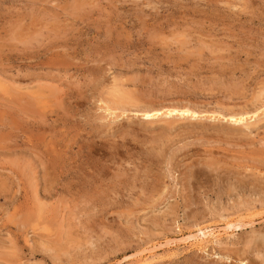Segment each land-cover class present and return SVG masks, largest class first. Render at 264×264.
<instances>
[{"label":"rangeland","instance_id":"rangeland-1","mask_svg":"<svg viewBox=\"0 0 264 264\" xmlns=\"http://www.w3.org/2000/svg\"><path fill=\"white\" fill-rule=\"evenodd\" d=\"M263 87L264 0H0V264H264Z\"/></svg>","mask_w":264,"mask_h":264},{"label":"bare ground","instance_id":"bare-ground-1","mask_svg":"<svg viewBox=\"0 0 264 264\" xmlns=\"http://www.w3.org/2000/svg\"><path fill=\"white\" fill-rule=\"evenodd\" d=\"M264 88V87H263ZM115 89H117V88H115ZM116 91V90H115ZM114 91V92H115ZM263 91V90H262ZM117 92H118V90H117ZM123 93H124V91H123ZM127 93V92H126ZM262 93V92H261ZM112 94H113V92H112ZM263 94V93H262ZM262 94H260L261 96H262ZM50 95V94H49ZM125 95V94H124ZM123 95V96H124ZM127 96V95H126ZM114 97V96H113ZM64 98V97H63ZM127 98V97H126ZM128 98H130V97H128ZM113 99V98H112ZM134 99V98H133ZM133 99H130L131 100V103H132V101H133ZM100 100V99H99ZM116 100V99H115ZM130 100H129V102H130ZM135 100V99H134ZM263 100V99H262ZM102 101V100H101ZM112 101V100H111ZM125 101H128V100H125ZM259 101V100H258ZM109 102V101H108ZM107 102V103H108ZM135 102V101H134ZM261 102V101H260ZM101 103V102H100ZM177 103V102H176ZM114 104V103H113ZM121 104V103H120ZM125 104V103H124ZM165 104H167V103H165ZM184 104V103H183ZM104 105V104H103ZM134 105V104H133ZM160 105V104H159ZM31 106V105H30ZM111 106V105H110ZM115 106V105H114ZM118 106H120V105H118ZM117 105H116V110H118L117 109V107H118ZM123 107H124V111L126 110L125 109V106L124 105H122ZM131 107H132V105H130ZM156 106V105H155ZM182 106V105H181ZM185 107H177L176 105L173 107H170L169 106V108H164V109H162L163 107H165V106H162V108L161 109H155V108H153V109H149V110H146L145 112L144 111H142V110H140V111H142V112H144L143 114H142V116L145 118V119H147V120H152L153 121V119H158L159 117H161V116H165V118L166 117H172V116H174V115H179V116H181V117H186V116H195L196 114H195V112H193V111H191L188 107H186V105H184ZM121 107V106H120ZM134 107H136V105L134 106ZM159 107V106H158ZM236 108V107H235ZM242 108H244V110H245V107H242ZM105 109H107L106 107H105ZM121 109V108H120ZM128 109H129V105H128ZM141 109V108H140ZM142 109H145V108H142ZM147 109V108H146ZM229 109H231V108H229ZM248 109V108H247ZM107 110H111L110 108H108ZM219 110H221V109H219ZM231 110H233V109H231ZM239 110V109H238ZM123 111V110H122ZM123 111V112H124ZM136 111V110H135ZM234 111L236 112V110L234 109ZM240 111V110H239ZM251 113H252V110L250 109L249 110ZM257 111H258V108H257ZM262 111V110H261ZM108 112V111H107ZM128 112H130V110L128 111ZM213 112H215V111H213ZM227 112V111H226ZM235 112H232L231 113V111L229 110V113L227 114L228 115V117H224V118H227V120L228 121H230V122H232V123H234V125L235 124H240V123H242V122H244V121H246L247 122V118L249 117V112L247 113V112H241V113H235ZM253 112H255L254 110H253ZM109 113H111V112H109ZM127 113V112H126ZM132 113V112H131ZM136 113H137V111H136ZM200 113V112H199ZM216 113V112H215ZM114 114V113H113ZM213 114V113H212ZM223 114V113H222ZM225 114V113H224ZM223 114V115H224ZM255 114H256V112H255ZM214 115V114H213ZM217 115H220L219 113L217 114ZM121 116V115H120ZM119 117V116H118ZM219 117V116H218ZM176 118V117H175ZM179 118V117H178ZM195 118V117H194ZM209 118V117H208ZM249 118H251V117H249ZM258 118H260V117H258ZM217 119V118H216ZM221 119H222V117H221ZM261 119V118H260ZM255 121L257 120L256 119V117H255V119H254ZM264 120V119H263ZM226 121V120H225ZM249 122H251L250 120H249ZM248 122V123H249ZM167 123V122H166ZM255 124H256V122H254ZM249 124H253V123H249ZM167 125H169V124H167ZM236 125V126H237ZM243 126V125H242ZM250 126V125H249ZM254 126V125H253ZM250 129V128H249ZM238 135V134H237ZM155 141V140H154ZM261 143V142H260ZM261 145V144H260ZM163 146V145H162ZM159 148V147H158ZM155 150V149H154ZM195 162V161H194ZM204 162V161H203ZM199 163V162H198ZM263 163V162H262ZM217 164V163H216ZM215 164V165H216ZM219 164V163H218ZM251 167V166H250ZM187 169V168H186ZM185 169V170H186ZM254 169V168H253ZM256 169V168H255ZM196 172H197V170H195ZM249 171V170H248ZM200 173H201V171H199ZM245 172V171H244ZM237 173V172H236ZM246 173V172H245ZM244 173V174H245ZM194 174V173H193ZM196 174V173H195ZM243 174V175H244ZM194 176V175H193ZM186 177V176H185ZM185 177H183V178H185ZM202 177V176H201ZM215 178H217L218 179V176L216 175L215 176ZM222 178H223V176H222ZM227 178V179H226ZM224 180L223 179H220V181H219V183L217 182L216 183V186H218V187H221V189L223 188L224 190H222L223 192L225 191L226 192V190H231V191H241V189H248V190H252V191H255V190H258L257 189V184H254V183H252L251 181L249 182H247V181H244V180H239V179H235V178H232V177H226ZM230 179H231V181H230ZM211 181V180H210ZM215 181V180H214ZM213 181V182H214ZM199 183V182H198ZM185 184V183H184ZM186 185V184H185ZM193 185V183L191 184V186ZM264 185V184H263ZM196 186V185H195ZM200 185H198V187H199ZM197 187V188H198ZM206 187V186H205ZM209 187V186H208ZM186 188V187H185ZM201 188V187H200ZM199 190V189H198ZM219 190V189H218ZM197 191V190H196ZM258 191H261V190H258ZM197 193V192H196ZM231 194V193H230ZM259 194V193H258ZM226 227H227V225H226ZM199 228V227H198ZM229 228V227H228ZM230 228H232V227H230ZM196 231V230H195ZM224 231V230H223ZM196 233H198V232H196ZM199 233L200 234H198L199 236H194L195 238V240H199L197 243H199L200 241L202 242V241H204V239L205 238H207V234L203 231V230H200L199 229ZM258 237H260V235L258 236ZM188 238V237H187ZM191 239V238H190ZM260 239H261V237H260ZM194 240V241H195ZM206 240V239H205ZM215 240V239H214ZM200 242V243H201ZM215 242H217V241H215ZM261 242V241H260ZM261 247V246H260ZM255 248V247H254ZM263 248V247H262ZM258 250V249H257ZM259 251H260V249H259ZM262 252V251H261ZM229 259V258H228ZM241 259V258H240ZM239 259V260H240ZM244 260V259H243Z\"/></svg>","mask_w":264,"mask_h":264}]
</instances>
